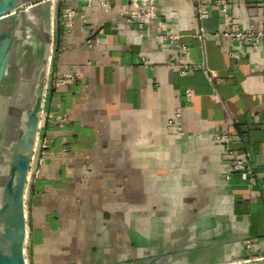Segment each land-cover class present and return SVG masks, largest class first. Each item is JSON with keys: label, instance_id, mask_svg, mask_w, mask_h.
Listing matches in <instances>:
<instances>
[{"label": "crops", "instance_id": "obj_1", "mask_svg": "<svg viewBox=\"0 0 264 264\" xmlns=\"http://www.w3.org/2000/svg\"><path fill=\"white\" fill-rule=\"evenodd\" d=\"M107 1L108 10L98 0L53 7V92L24 193L26 264L264 258V45L229 36L231 26L264 32V0H224L225 12L198 0L204 20L196 0H155L148 34L131 5ZM160 24L178 40L160 41ZM64 76L70 83L51 85ZM175 112L182 135L166 128ZM236 161L252 166L253 183Z\"/></svg>", "mask_w": 264, "mask_h": 264}, {"label": "water", "instance_id": "obj_2", "mask_svg": "<svg viewBox=\"0 0 264 264\" xmlns=\"http://www.w3.org/2000/svg\"><path fill=\"white\" fill-rule=\"evenodd\" d=\"M59 1L0 0V264H26L24 193L44 103L52 11ZM258 257L247 254L234 264H264Z\"/></svg>", "mask_w": 264, "mask_h": 264}, {"label": "built area", "instance_id": "obj_3", "mask_svg": "<svg viewBox=\"0 0 264 264\" xmlns=\"http://www.w3.org/2000/svg\"><path fill=\"white\" fill-rule=\"evenodd\" d=\"M124 1L127 4L131 5L135 9V14H136L137 18H139V22L137 23L138 30L141 33L148 34L149 29L147 26L156 17L155 0H124ZM98 4L102 8H104V10H108L110 7V4L107 0H98ZM214 4L220 6L224 12L226 11V3L224 0H216V1H214ZM120 14L122 16L128 14L125 6L121 7ZM207 14H208V12H207L206 6L202 2L196 0L195 15H196L197 19L198 20H204L205 18H207ZM73 15H74V11L71 10L70 8L63 9L62 18L65 19V20H63V26L65 28H69L71 26L70 18H72ZM129 21L134 22L132 20H129ZM157 30L159 32H161V34L158 35V38L162 42L168 41L169 43H173V42L177 41L179 38V36L173 35L170 32L165 33L164 24H160ZM204 35L205 34L201 33L197 37L199 39H202V37H204ZM229 36L232 40L239 41V42L246 44V45H259V44L264 45V32H256V31H253L251 29L239 30L237 27L231 26ZM87 43H88V45H90L91 41H88ZM181 51L183 53H185L186 48L182 47ZM231 55L233 57H235V54H231ZM179 74L180 75L188 74L187 68L185 66L180 67ZM71 80H72V78L70 76H64L63 78H60V79L52 82L51 85L53 87H61V86H64V85L70 83ZM47 94H48V85L46 83L44 102H45V99L47 98ZM42 113H43V107H42L40 118L42 116ZM179 117H180V114L178 112H175L173 114V116L167 121L166 128L170 131H173V132L179 134V135H182L181 128L179 126ZM54 120L56 122L63 123L66 121V118L64 116L57 115L54 117ZM216 140L220 141V142H227L228 141V135L223 133L220 136H218L216 138ZM247 156L248 155L245 154V157H247ZM35 161L36 160L34 159V156H32L31 165H30V169H29V173H28L29 174L28 175V181L30 179L31 174L36 176L39 173L38 168H35L36 166H34ZM38 162H40V161H38ZM232 169L236 172H239L242 177H244V178L248 177V180L251 183L254 182V179L251 176L252 166L250 164H244L241 161H236L233 164ZM249 246H250V244L248 243L247 247H249Z\"/></svg>", "mask_w": 264, "mask_h": 264}, {"label": "rangeland", "instance_id": "obj_4", "mask_svg": "<svg viewBox=\"0 0 264 264\" xmlns=\"http://www.w3.org/2000/svg\"><path fill=\"white\" fill-rule=\"evenodd\" d=\"M55 2V1H54ZM54 5H55V3H54ZM54 7V6H53Z\"/></svg>", "mask_w": 264, "mask_h": 264}]
</instances>
